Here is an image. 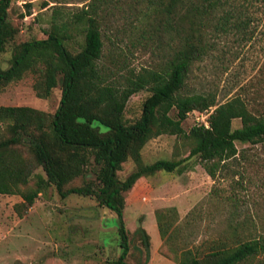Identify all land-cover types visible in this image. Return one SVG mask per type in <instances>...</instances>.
<instances>
[{
  "label": "trees",
  "instance_id": "trees-1",
  "mask_svg": "<svg viewBox=\"0 0 264 264\" xmlns=\"http://www.w3.org/2000/svg\"><path fill=\"white\" fill-rule=\"evenodd\" d=\"M11 3L0 0V57L20 30L10 17ZM48 5L45 1L43 7ZM26 6L32 14V5ZM241 15L234 0H89L74 12L55 7L47 37L17 43L10 66H0V92L28 72L39 75L35 82L39 97H49L56 86L62 87L53 114L27 105L0 106V193L20 194L23 202L18 207L24 209L50 186L62 197L95 196L117 215L122 251L113 263L132 264L126 261L127 191L158 171L182 170L184 162L195 156L215 177L218 163L240 153L237 142H264V114L254 113L241 95L217 102L211 92H183L192 65L208 52L212 33L241 27ZM120 19L126 21L124 28L117 27ZM126 35L138 47L149 41L167 43L169 59L161 68L136 70L117 50ZM145 89L150 94L140 116L127 118L131 96ZM213 106L209 126L203 122L184 129L190 112ZM235 119L241 126L233 127ZM162 134L187 136L193 143L188 155L145 162L142 149ZM129 159L136 168L121 179L118 172ZM39 167L43 172H36ZM89 173L94 178H88ZM78 177H83L82 185L68 186ZM31 181L34 185L26 188ZM158 217L165 238L173 215L158 213ZM138 231L149 250V234L142 227ZM237 239L233 245L220 240L206 249L184 248L179 264H242L264 253V233L249 230L246 238Z\"/></svg>",
  "mask_w": 264,
  "mask_h": 264
},
{
  "label": "rangeland",
  "instance_id": "rangeland-1",
  "mask_svg": "<svg viewBox=\"0 0 264 264\" xmlns=\"http://www.w3.org/2000/svg\"><path fill=\"white\" fill-rule=\"evenodd\" d=\"M45 1L49 5L43 7ZM87 1L12 0L9 14L20 30L2 53L0 66H10L17 43L47 37L55 7L74 12ZM234 2L241 8L243 25L212 33L208 52L192 65L183 92H211L217 102L241 95L250 109L260 115L264 114V0ZM27 3L32 5V14L27 12ZM125 22L120 19L117 27L124 28ZM78 39L81 41L82 35ZM117 50L136 70L161 68L170 57L167 43L149 41L138 47L131 44L127 35ZM38 77V73L28 72L4 86L0 106L27 105L53 114L60 105L62 87L56 86L49 97H39L35 88ZM149 94L145 89L131 96L127 118L140 116ZM214 108L190 112L183 122L184 129L189 131L193 125L208 121ZM239 126L241 120L235 119L233 127ZM192 144L187 136L162 134L147 142L142 149L143 159L147 163L161 158L180 160L188 155ZM237 146L240 153L218 163L215 177L195 156L184 162L182 170H162L143 177L125 193L128 263L179 264L184 248L206 249L220 240L233 245L237 238H246L249 230L253 234L264 233V142H237ZM135 168L129 159L123 163L119 177L125 179ZM36 172L43 169L39 167ZM88 178H94V174L89 173ZM83 183V177H78L68 186ZM33 185L31 181L26 188ZM22 202L20 194L0 193V264H15L18 260L28 264H114L119 258L122 248L117 215L101 206L95 196L62 197L50 186L31 207H18ZM158 213L173 215L165 238L160 232ZM140 227L149 234V250L138 231ZM242 264H264V253Z\"/></svg>",
  "mask_w": 264,
  "mask_h": 264
},
{
  "label": "built area",
  "instance_id": "built-area-1",
  "mask_svg": "<svg viewBox=\"0 0 264 264\" xmlns=\"http://www.w3.org/2000/svg\"><path fill=\"white\" fill-rule=\"evenodd\" d=\"M205 124H206L207 126H209V122H208V121H205Z\"/></svg>",
  "mask_w": 264,
  "mask_h": 264
}]
</instances>
